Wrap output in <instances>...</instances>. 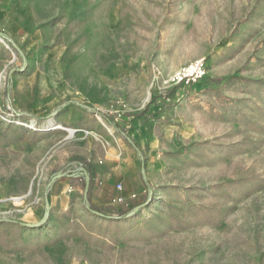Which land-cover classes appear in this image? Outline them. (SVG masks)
Masks as SVG:
<instances>
[{"label": "rangeland", "instance_id": "obj_1", "mask_svg": "<svg viewBox=\"0 0 264 264\" xmlns=\"http://www.w3.org/2000/svg\"><path fill=\"white\" fill-rule=\"evenodd\" d=\"M0 264H264V0H0Z\"/></svg>", "mask_w": 264, "mask_h": 264}, {"label": "trees", "instance_id": "obj_2", "mask_svg": "<svg viewBox=\"0 0 264 264\" xmlns=\"http://www.w3.org/2000/svg\"><path fill=\"white\" fill-rule=\"evenodd\" d=\"M162 96H163V99H164V100H167V99L171 98L170 93H167V94L164 93ZM117 132H118L120 135H122L123 137H125V139L128 141V143L130 144V146H131L133 149L138 150L137 147L134 145V142H133L132 140H130V139L126 136L125 131H117ZM77 161L80 162V163L82 164V166H83V168H82L83 171H84V174H83V178H84L83 186L85 185V180H86V178H89V188H88V193H87L86 197L84 198V199H85V208H86L88 211L93 212V213L96 212V211L101 212L102 209L97 208L96 206H94V205L90 202V193H91V191H92V189H93V187H94L96 173H95V171H94L92 165H91L88 161H86V160H84V159H82V158H79ZM135 209H137V208H136V207H130V208L128 209V211L122 212V213L118 214V216H119V217H124V216H126V214H128L129 212H131V211H133V210H135Z\"/></svg>", "mask_w": 264, "mask_h": 264}, {"label": "built area", "instance_id": "obj_3", "mask_svg": "<svg viewBox=\"0 0 264 264\" xmlns=\"http://www.w3.org/2000/svg\"><path fill=\"white\" fill-rule=\"evenodd\" d=\"M205 77V68L203 62L198 60L180 68L170 78L169 83L171 85H189L191 83L199 82ZM117 190H121L120 184L116 185Z\"/></svg>", "mask_w": 264, "mask_h": 264}, {"label": "crops", "instance_id": "obj_4", "mask_svg": "<svg viewBox=\"0 0 264 264\" xmlns=\"http://www.w3.org/2000/svg\"><path fill=\"white\" fill-rule=\"evenodd\" d=\"M113 181L114 180L110 179V177L108 176H105L103 178L101 176L99 181L96 182L93 190L99 201H101L102 199L104 200L105 198L107 199L108 192H112ZM136 187L137 190H140V185H137Z\"/></svg>", "mask_w": 264, "mask_h": 264}, {"label": "water", "instance_id": "obj_5", "mask_svg": "<svg viewBox=\"0 0 264 264\" xmlns=\"http://www.w3.org/2000/svg\"><path fill=\"white\" fill-rule=\"evenodd\" d=\"M85 189H84V196L86 195L87 191H88V185H89V181H88V178H86L85 180Z\"/></svg>", "mask_w": 264, "mask_h": 264}]
</instances>
